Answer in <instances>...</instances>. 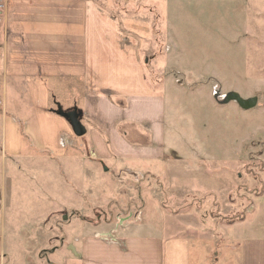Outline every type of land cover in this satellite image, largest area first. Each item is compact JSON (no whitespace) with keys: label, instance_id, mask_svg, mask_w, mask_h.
I'll use <instances>...</instances> for the list:
<instances>
[{"label":"rangeland","instance_id":"obj_1","mask_svg":"<svg viewBox=\"0 0 264 264\" xmlns=\"http://www.w3.org/2000/svg\"><path fill=\"white\" fill-rule=\"evenodd\" d=\"M96 1L112 14L116 5L124 9L146 80L166 96V157L157 168L148 160L137 166L106 138L97 147L96 128L84 119L83 136L67 121L55 153L15 119L23 152L0 158L9 222L0 264H66L68 245L86 224L116 232L149 215L158 223L168 215L173 234L195 240L198 264H241L244 241L264 235V0ZM231 92L256 97L257 105L245 110L226 100ZM2 119L1 109L0 131ZM129 130L121 128L133 137ZM145 135L129 144H147Z\"/></svg>","mask_w":264,"mask_h":264},{"label":"crops","instance_id":"obj_2","mask_svg":"<svg viewBox=\"0 0 264 264\" xmlns=\"http://www.w3.org/2000/svg\"><path fill=\"white\" fill-rule=\"evenodd\" d=\"M104 7L96 0H0V158L2 152L5 157L23 152L15 119L24 121L39 148L60 152L68 120L48 111L59 102L67 105L65 110L77 107L82 120L95 126L91 133L97 147L104 148L106 138L137 166L148 160L157 168L165 159L166 96L146 80L136 36L125 29L124 9L116 5L112 14ZM125 125L133 137L147 133V144H129L134 138L121 132ZM5 161L0 159L2 174ZM152 216L116 232L104 224H86L74 235L80 241L68 245L76 252L62 256L66 264H198L196 241L173 234L168 215L159 221L162 225ZM7 222L0 199V255ZM15 223L13 217L7 229H17ZM75 232L71 229L70 236ZM239 250L238 263L264 264V235L248 236Z\"/></svg>","mask_w":264,"mask_h":264},{"label":"water","instance_id":"obj_3","mask_svg":"<svg viewBox=\"0 0 264 264\" xmlns=\"http://www.w3.org/2000/svg\"><path fill=\"white\" fill-rule=\"evenodd\" d=\"M227 101H236L243 109L248 110L257 105L258 99L256 97H252L250 99H244L239 93L231 92L227 95ZM57 109H55V113L65 119L71 124L74 133L77 136H83L86 134V127L82 123V113L79 111L77 107L72 110H65L63 106L57 102ZM105 170H108V167H105ZM70 249L73 252H76L73 245L70 246Z\"/></svg>","mask_w":264,"mask_h":264}]
</instances>
